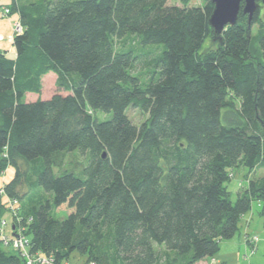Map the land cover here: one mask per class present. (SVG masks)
I'll use <instances>...</instances> for the list:
<instances>
[{
  "label": "trees",
  "instance_id": "1",
  "mask_svg": "<svg viewBox=\"0 0 264 264\" xmlns=\"http://www.w3.org/2000/svg\"><path fill=\"white\" fill-rule=\"evenodd\" d=\"M189 4L4 7L23 32L12 39L14 57L0 49V175L14 169L0 221L2 197L18 202L32 254L56 264L75 253L85 264H197L233 238L253 201L263 204L264 226V176L235 201L226 186L236 168L264 169V23L259 10L249 21L241 4L236 24L214 41L213 5ZM148 56L143 79L134 68ZM49 73L56 92L43 100ZM29 93L37 99L25 101ZM130 107L147 114L139 127ZM97 112L111 116L98 121ZM72 152L85 165L55 175ZM38 191L45 198L24 205ZM0 264L25 260L0 242Z\"/></svg>",
  "mask_w": 264,
  "mask_h": 264
},
{
  "label": "rangeland",
  "instance_id": "2",
  "mask_svg": "<svg viewBox=\"0 0 264 264\" xmlns=\"http://www.w3.org/2000/svg\"><path fill=\"white\" fill-rule=\"evenodd\" d=\"M13 0H0V49L6 51L7 56H13L15 52L12 45L13 37V26L18 20L17 13H10L8 15H3V10L5 6H9ZM36 1V0H32ZM206 3V0H190V6L201 7ZM168 5H180V0H168ZM259 17L264 23V7L259 9ZM243 14V13H242ZM245 15V14H244ZM19 21V20H18ZM14 24V25H13ZM258 26L254 25L251 27L252 35H255L258 31ZM206 41L203 45L205 47ZM151 57H141L139 62L135 65L134 72L140 74L141 78H146L147 68L145 67L144 61L149 60ZM54 76L53 73L45 75L42 79V92L40 94L41 99H49L55 92L54 86ZM63 94V93H62ZM37 99L35 94H27L25 96V101H34ZM111 114H106L102 112L95 113L94 117L98 121H103L109 119ZM127 116L131 122L140 126L147 118V114H144L138 108L130 107L127 110ZM85 165V160L82 155L78 152L69 153L66 157L65 164L62 168H55L53 172L55 175L60 174L61 172H73L72 169L82 168ZM14 176V169L8 168L5 173L0 175V191L2 190L5 183L9 182ZM264 176V169H258L255 171H248L243 167L236 168L232 170L229 174V181L226 186L230 193L231 201H235L237 196L242 194L250 180H257ZM28 200H25L24 205H30L33 203H38L44 199L42 192H34L29 195ZM2 203L6 209L3 220H5V227L3 233L7 237V244L3 242V248L5 251L18 252L15 250L13 244L11 243V225L13 224V209L18 210L17 207H12V204L5 198L2 197ZM262 203L253 201L251 204V209L245 213L241 220L238 223V231L235 233L233 238L229 240L221 241L219 245V250L217 254L213 257L214 261L210 260L212 264H264V226H263V217L260 215L262 209ZM67 213L65 210H51V216L58 219H64ZM257 238V241L254 245L250 244L251 239ZM164 247L162 246L156 249L163 252Z\"/></svg>",
  "mask_w": 264,
  "mask_h": 264
},
{
  "label": "water",
  "instance_id": "3",
  "mask_svg": "<svg viewBox=\"0 0 264 264\" xmlns=\"http://www.w3.org/2000/svg\"><path fill=\"white\" fill-rule=\"evenodd\" d=\"M213 5L212 14L208 24L213 29L214 41H220L222 33L227 26H234L242 5V13L248 16L249 21L253 15L264 7V0H209ZM13 228V227H12Z\"/></svg>",
  "mask_w": 264,
  "mask_h": 264
},
{
  "label": "built area",
  "instance_id": "4",
  "mask_svg": "<svg viewBox=\"0 0 264 264\" xmlns=\"http://www.w3.org/2000/svg\"><path fill=\"white\" fill-rule=\"evenodd\" d=\"M8 13H9V10L5 9L3 12V15H8ZM22 32H23V28L19 25V21L17 20V22L13 26V37L17 34H21ZM0 192H2V190ZM8 201L12 204V207L14 206L17 207L16 205H18V202H16L15 200H11V201L8 200ZM12 214L15 220L13 224L11 225L10 240L15 250H17L18 253L21 255V257L24 258L25 264H56L52 256L47 257L42 254H32L29 251L30 240L24 235V226L20 223L21 218L19 215V211L16 209H13ZM5 225H6L5 220H1L0 221V242L7 244V240H6L7 237L3 233ZM256 241H257V238H253L251 239L250 244L254 245ZM212 261L214 262V260ZM88 264H95V263L89 262Z\"/></svg>",
  "mask_w": 264,
  "mask_h": 264
},
{
  "label": "crops",
  "instance_id": "5",
  "mask_svg": "<svg viewBox=\"0 0 264 264\" xmlns=\"http://www.w3.org/2000/svg\"><path fill=\"white\" fill-rule=\"evenodd\" d=\"M14 56H15V52H13V56L12 57H14ZM52 77L54 78V82H55V78H56L55 75L52 76ZM210 260H212V259H205V260H203V261H201V262H199L197 264H211ZM85 261L86 260H85L84 255H80V254H76L75 253V254L71 255V257L67 261H65V262H63L61 264H85Z\"/></svg>",
  "mask_w": 264,
  "mask_h": 264
}]
</instances>
